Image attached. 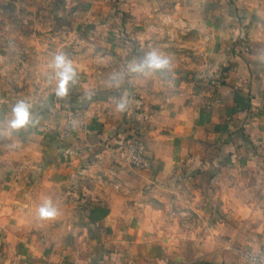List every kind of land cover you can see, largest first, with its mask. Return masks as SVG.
<instances>
[{"label": "crops", "instance_id": "1", "mask_svg": "<svg viewBox=\"0 0 264 264\" xmlns=\"http://www.w3.org/2000/svg\"><path fill=\"white\" fill-rule=\"evenodd\" d=\"M0 33L24 66L0 93V264H243L233 247L264 251V0H0ZM153 51L170 71L136 70ZM62 53L75 71L64 97L84 104L67 136L70 110L26 94L57 95ZM21 99L37 122L13 131ZM134 136L142 168L122 159ZM45 200L54 219L39 218Z\"/></svg>", "mask_w": 264, "mask_h": 264}, {"label": "clouds", "instance_id": "2", "mask_svg": "<svg viewBox=\"0 0 264 264\" xmlns=\"http://www.w3.org/2000/svg\"><path fill=\"white\" fill-rule=\"evenodd\" d=\"M54 66L57 69L56 77L59 80L57 84V95L64 96L67 93L68 82L73 79L75 71L72 64L67 60L65 54H59L55 57ZM152 71H170V62L167 58L157 54L155 51L146 54L144 63L136 70H143L144 68ZM126 104L121 102L117 105V110L123 112ZM13 119L8 121L9 129L16 131L26 128L29 125H34L37 120L31 111V105L25 100H17L12 108ZM58 214V209L53 205L51 200H45L38 209L40 219H54Z\"/></svg>", "mask_w": 264, "mask_h": 264}, {"label": "built area", "instance_id": "3", "mask_svg": "<svg viewBox=\"0 0 264 264\" xmlns=\"http://www.w3.org/2000/svg\"><path fill=\"white\" fill-rule=\"evenodd\" d=\"M83 127L82 114L78 108L70 109L67 113L64 128L60 135L67 136ZM123 161L134 168H142L148 165L149 158L144 143L138 136L128 140L122 149ZM234 254L243 264H264V251L255 248L235 246L232 248Z\"/></svg>", "mask_w": 264, "mask_h": 264}, {"label": "rangeland", "instance_id": "4", "mask_svg": "<svg viewBox=\"0 0 264 264\" xmlns=\"http://www.w3.org/2000/svg\"><path fill=\"white\" fill-rule=\"evenodd\" d=\"M152 35L160 36L165 40L170 36L167 27L166 30L152 32ZM22 59L20 51L11 48L8 38L0 33V90H2L0 93H12L10 88L17 82V68H24Z\"/></svg>", "mask_w": 264, "mask_h": 264}, {"label": "trees", "instance_id": "5", "mask_svg": "<svg viewBox=\"0 0 264 264\" xmlns=\"http://www.w3.org/2000/svg\"><path fill=\"white\" fill-rule=\"evenodd\" d=\"M27 97L30 99H37L38 104L41 102L44 103L43 107L46 108H52L54 106L55 101H59L62 103V105L65 107V109H75V108H80L83 107L84 104L80 103V97H73V98H66L64 96H59L52 93H45V92H26ZM34 106V105H33Z\"/></svg>", "mask_w": 264, "mask_h": 264}]
</instances>
